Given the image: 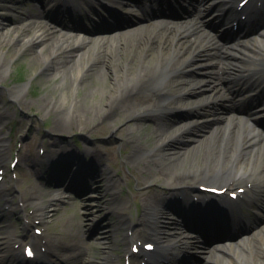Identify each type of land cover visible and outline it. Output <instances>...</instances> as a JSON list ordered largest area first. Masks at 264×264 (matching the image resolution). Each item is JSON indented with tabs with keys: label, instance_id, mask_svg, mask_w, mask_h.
<instances>
[{
	"label": "bare ground",
	"instance_id": "bare-ground-1",
	"mask_svg": "<svg viewBox=\"0 0 264 264\" xmlns=\"http://www.w3.org/2000/svg\"><path fill=\"white\" fill-rule=\"evenodd\" d=\"M164 4L168 3L165 1ZM102 8L106 12L109 10L104 5ZM163 8L150 14L161 17L156 21L150 20L154 21L150 29H159L158 33H142L148 26L136 28L140 24L125 27L130 22L147 21L142 17L128 18V22L117 20V30H111L112 26L100 23L90 30L92 39H73L62 32L68 25L60 19L68 16L57 15L54 21L59 24L55 27L48 24L15 26L13 30L4 33L1 45L6 43L10 34L27 33L22 39L16 34L19 42L18 53L33 48L35 54L31 64L36 66L40 61L48 70L55 69L54 77H63L59 86L63 87V91L59 94L58 101L62 105L56 108L62 110L61 106L70 104L74 92L83 88L86 126L94 122L108 123L109 126L117 123L115 132L119 135L118 141L131 146V152L124 162L132 165L135 155L145 152L149 156L146 164L154 162L156 168L166 172V176L171 180L168 197L159 192L140 193L146 196V210L144 215L133 223L135 225L129 226L133 227L134 235L154 240L159 245V255L150 257L148 264H171L175 257L173 250L183 251L180 243L184 242L185 238L183 229L186 217L194 210L199 212L207 209L211 201L215 205L222 204L214 197L206 201L207 195L202 194L198 188L199 185H204L203 182L231 189L241 185L248 193L254 195L251 202L255 209L250 223L237 212L225 227L219 223L215 225L213 220L203 224L207 225L209 231H230L227 235L213 236L217 241L234 238L240 230L251 231L248 240L237 241L233 250L224 257L216 255L206 259L205 264H263L261 259L255 260V257L264 259V229L260 234L252 232L254 227L264 222V146L258 141L262 132L257 130L264 122V17L254 21L259 29L252 34L246 31V27L241 28L245 26L244 21L239 22L238 31L244 33L241 36V44L245 47L243 49L240 46L238 52L233 53L217 43L212 44L208 41V36L201 45L194 41L192 36L200 34L204 37L207 27H223L240 17L241 13L236 10L234 1L226 0L222 3L220 0H193L186 7L187 11L181 9V13L177 12L179 15L172 11L164 12ZM30 14L29 10L21 12L15 19L11 18V21L21 22L30 18ZM34 16L39 18L42 14L36 13ZM77 27L89 30L79 25ZM16 29L20 31L16 32ZM129 29L131 31H128ZM229 37L230 34L226 36ZM37 51L44 55L43 59H39ZM188 54L190 56L186 58ZM220 59H223L222 62ZM6 61L5 53L0 47V62H3L1 73L4 76L10 67ZM218 61L224 64L226 71L222 79L218 76V70L213 69L218 65ZM67 80L72 81L68 87ZM23 91V87H16L14 93H11L12 98L19 97ZM53 91L55 90L50 93L53 94ZM219 102H227L226 114L216 116L218 111L213 109ZM247 104L251 107L245 108ZM180 112L185 113L184 116L197 118L181 123L168 120ZM213 117H219L218 121L209 122L208 119ZM178 118L176 116L175 119ZM204 119L207 121H202ZM171 132L173 133L169 134ZM163 136H166V142L160 143L159 140ZM144 140L146 145L139 144ZM97 154L103 157L104 154L109 156L110 152L99 148ZM5 156L0 158L4 159ZM100 156H96L94 168L84 172L86 177L88 173L100 176ZM75 160L77 158L71 161ZM36 173L42 176L46 172ZM108 176L111 175H107V179ZM42 179L53 180L51 176H42ZM160 181L164 180L161 178ZM88 187L91 191L89 196L96 193L93 184H88ZM11 189V186L0 184V198L6 199V205L12 200L9 192ZM37 195L38 186L32 183L27 201L37 198ZM196 196L197 201L194 200ZM25 197L26 194L21 201ZM173 198H181L182 207H179L177 202H167V199L175 200ZM55 200L53 198L50 206L54 205ZM223 203L234 208L226 198ZM179 209L186 214L180 222L170 220L166 216L169 210L176 214ZM110 214H113L112 211ZM151 222L157 227L156 234L147 237L142 228ZM4 227L0 225V229ZM170 228L172 232L167 231ZM9 234L0 232V235H3L0 237V245L6 241ZM105 239H109V235ZM74 242L75 244L65 250L56 239H51L52 245H49L47 253L58 258L61 252L66 251L64 257L71 256L72 259L78 260V264L98 263L93 259L84 260V256L89 253L87 244H82L81 239ZM190 242V249L194 251L196 243H193L194 239ZM205 246L209 251L215 249L214 244L207 243ZM5 248L9 249V244ZM104 249L103 264L109 262ZM16 255L21 259L18 252ZM19 259L17 262L21 264ZM0 264L9 263L0 258Z\"/></svg>",
	"mask_w": 264,
	"mask_h": 264
},
{
	"label": "rangeland",
	"instance_id": "rangeland-1",
	"mask_svg": "<svg viewBox=\"0 0 264 264\" xmlns=\"http://www.w3.org/2000/svg\"><path fill=\"white\" fill-rule=\"evenodd\" d=\"M81 1L84 0H76V3H80ZM92 2L98 4V1L96 0ZM27 3L28 5L25 6H23L22 3L16 4L14 5V10L10 11L7 6L11 4L13 5V3H10L8 0H0V20L2 23L0 25V47L3 49L5 57L7 58L6 63L8 62L10 64L9 72L4 76L1 73L3 62H0V132L3 131V133L0 134H2L1 136L3 137L7 136L10 132L12 138L10 143L11 146L13 145L14 149H18V147L22 145L24 148V154L28 159L30 158L29 160L26 159L21 162L23 165L21 167L19 166L20 171H18V179L16 180H19L20 186L23 190H29L32 183H36L38 186L37 197L39 198L37 199V203L43 208L45 214L44 224L49 228L48 239H56L61 247H65L67 244H75L74 241L81 239L84 244H87L89 247V253L84 256V260L88 261L93 259L98 261L97 264H102V258L104 257L102 249L107 246L104 251H114L119 244L123 243L122 239L125 231H122L120 228L122 222L120 220L123 216L118 214L117 211H114L112 215L110 214L111 209L115 210V207L111 206L114 202L110 200L112 196L109 195V192L107 195L96 192L94 194V201L86 200L84 197L81 198L82 193L86 190L80 192L78 198H76L73 193H65L67 198L65 197L62 198L61 201H55V205L50 206L49 203L51 200L57 198L59 195V184L57 181L62 178L59 176L56 179L53 178L52 181L47 183L41 178L43 175L41 176V174L34 173L33 170H31V166L28 167V165H33L31 159L39 158V148L46 147V145L48 146L47 141L50 139L54 140L58 145H68L69 148L74 147L76 144H79V146L87 144L95 148L98 147V149L101 148L108 150L110 152L109 156L101 161L102 165L100 166V172L102 173L100 176L99 174L94 176L88 173V177H86L87 175L84 172L88 171L83 170L82 178H86L85 182L84 179H82V183H80L77 178L75 184L79 187L85 185L87 188L88 184H93L97 189L96 191H99L107 186L105 172H112L115 179L119 181V186L123 189V203L125 204V209H127L125 211L129 212L128 207H130L132 216H136L138 212L141 213L142 211L146 196H137L139 192L142 190H151L152 193H154L153 190L164 192L162 188L170 187L171 184H169V182L171 180L166 176V172L163 169L156 168L154 162L146 164L149 156L145 152L137 153L132 165H128L124 162L125 157L131 152V146L119 142L118 133H113L117 123L109 126L108 123L94 122V124L91 123L92 125L89 124L86 126L83 88L74 92L72 100L70 101V104H66V108L61 106L62 110L60 111L56 108V106L62 105L58 101H60L59 94L63 91V87H59L63 81V77H54L55 69L48 70V68L43 66L40 61L36 66L31 64L33 55L35 54L33 48L25 51L22 50V52L18 53L17 49L19 46L17 43L19 42L17 41L16 34L22 39L25 37V34L28 35L27 33L23 35L21 32H18L20 31L19 29H16V32L18 33L10 34V37L8 38L9 42L7 43V40L6 43L1 45V41L4 40L3 35L8 30H13L15 26L21 27L22 24H30L34 21V18L32 20L26 19L14 23L10 20V17L17 16L20 12L26 10L27 7H29V4H35L32 1ZM87 3L89 4L91 2ZM182 4L184 6L187 5V3ZM35 5L37 6L38 4ZM32 12H36V9H32ZM51 12L54 14L53 11ZM90 16L97 19V17L92 14H90ZM98 21L100 22V20ZM84 24L91 26L87 21H85ZM208 30V40L212 43H217V45L220 46V43H222L223 49L226 51L232 49L233 52H235V50L240 49V46L243 49L245 47L243 43L234 45V42L236 41L231 38L224 39L223 37H220L221 34L217 30ZM72 38L74 39L76 37ZM222 38L224 40H221ZM192 39L201 41L202 43V39L204 38L200 34H197L196 37ZM37 53L38 54L36 55L40 57L39 59H43L44 55L38 51ZM189 56L190 55L188 54L186 58ZM72 62L73 60L69 62L68 65L71 66L70 63ZM213 69L215 70L216 68L214 67ZM190 73L192 74V72ZM71 82L72 81L70 80L66 81L67 87ZM16 87H23L25 91H23L24 93H21L19 97L14 99L12 98L11 93H14ZM52 90H55L53 91V94L50 93ZM50 103L52 104L50 105ZM226 103L219 102L216 105L213 109L214 111H218L216 116L226 114ZM175 118L176 117H171L168 120H174L176 123H181L187 119V116H180L177 120ZM218 118L219 117H213L211 119L212 121H218ZM220 120L221 119H219V121ZM56 126H59L60 128H55ZM149 130L150 129L148 128L147 131L149 132ZM172 133L173 132L169 134ZM165 139L166 136H163L159 142L162 143ZM145 141L146 140L140 141L139 144L146 145ZM258 141L264 146V136H262V138L260 137ZM46 148L49 149V146ZM10 155L11 154H9L6 160L0 164L6 169V182L10 180L8 183L9 185L11 184V180L15 179L13 173L8 169ZM41 167L43 169L38 168L39 170H37L35 167V170L38 172H44V164H41ZM74 168L70 165H63L61 169H55L54 172L80 171L79 169L76 171ZM50 173V170L46 171L44 176L48 174L47 177L49 178L51 176ZM161 178L164 181H160ZM16 202L18 203L17 199ZM3 204L4 201L0 200V210L2 209ZM29 205L34 208L37 207L34 204ZM27 210H30V208ZM166 216L169 217L170 220L178 221L180 220V211H178L177 214L168 211ZM96 219L100 221V224L97 226L98 229H94L92 226L93 221ZM7 224L12 225L0 230V232L5 231L14 236L16 230L17 234H19V230L23 228L22 214L14 212ZM263 229L264 222H261L254 229V233L260 234ZM170 230L171 229L168 231L172 232ZM112 232H114L115 235H113ZM31 234L34 233L31 231ZM108 235L109 239H105ZM262 236H264V234H262ZM212 253L214 252L209 251L208 254L198 252L197 256L210 257ZM1 254H6V252H2L0 255ZM257 259H261L260 261L264 264V259L255 257V260ZM76 263L78 264L79 262H72L71 264ZM172 264L181 263L173 261ZM185 264H200V262L190 260L185 262Z\"/></svg>",
	"mask_w": 264,
	"mask_h": 264
}]
</instances>
